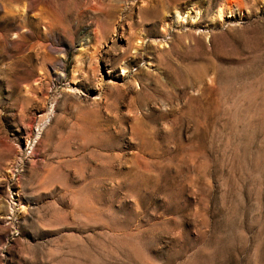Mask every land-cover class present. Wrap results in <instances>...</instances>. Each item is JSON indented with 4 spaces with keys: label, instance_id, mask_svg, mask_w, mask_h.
Masks as SVG:
<instances>
[{
    "label": "rangeland",
    "instance_id": "obj_1",
    "mask_svg": "<svg viewBox=\"0 0 264 264\" xmlns=\"http://www.w3.org/2000/svg\"><path fill=\"white\" fill-rule=\"evenodd\" d=\"M223 4L0 0V264H264V0Z\"/></svg>",
    "mask_w": 264,
    "mask_h": 264
},
{
    "label": "bare ground",
    "instance_id": "obj_2",
    "mask_svg": "<svg viewBox=\"0 0 264 264\" xmlns=\"http://www.w3.org/2000/svg\"><path fill=\"white\" fill-rule=\"evenodd\" d=\"M236 3H238V0H224V4H223V8L226 9V10H229L231 9V7L233 5H235ZM154 8V7H152ZM141 9V8H140ZM177 12V11H176ZM141 13H143L145 15V17L149 18V17H156L157 16V10L156 9H142L141 10ZM159 16V14H158ZM197 16V13L194 15V16H191L189 14H187V16L185 17H188V18H191L192 20ZM176 21H177V18L179 16H177V13H175L174 15ZM220 17V16H219ZM144 19V18H143ZM184 19V18H183ZM146 20V19H145ZM148 21V20H147ZM157 21V20H156ZM188 37V36H187ZM188 39V38H187ZM140 43V42H137V44ZM179 44V43H178ZM142 45V44H141ZM139 48V47H138ZM128 51V50H127ZM126 52V51H125ZM130 55V54H129ZM39 132V130H38Z\"/></svg>",
    "mask_w": 264,
    "mask_h": 264
}]
</instances>
